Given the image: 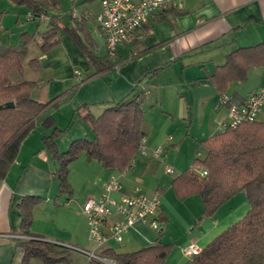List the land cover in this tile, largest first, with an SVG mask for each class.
<instances>
[{
	"label": "crops",
	"instance_id": "0c3cea01",
	"mask_svg": "<svg viewBox=\"0 0 264 264\" xmlns=\"http://www.w3.org/2000/svg\"><path fill=\"white\" fill-rule=\"evenodd\" d=\"M87 1L89 3L84 9L80 10L84 4L74 8L75 16L70 10L69 24L62 23L57 17L58 4L49 11L55 17L52 22L57 42L45 52L40 51L42 33L38 35L39 42L31 55L28 54L36 43L37 31L19 34L17 45L22 43L23 34L33 40L27 48L26 56L30 57L25 58L26 66L18 81L34 82L36 87L32 98L48 103V107L34 118V128L21 142L15 161L0 181V264L20 263L22 252L16 245L22 239L17 236L43 240L65 249L67 262L59 264H88V258L81 251L96 254L103 249L134 252L154 244L158 239L162 244L171 245L163 264H185L190 258L183 256L184 247L196 244L203 248L238 221L249 206L245 192L241 191L221 205L212 216L200 219L203 205L199 196L178 200L171 188L172 180L170 183L167 179L158 180L155 185L149 181L146 190L140 187L139 174L149 164L154 165L153 161L165 158L167 148L176 145L171 136L165 138L164 125L161 124H167L168 120L159 112L155 114V109L157 105H168L162 113L186 122L183 143L177 144L176 150L184 154V145L185 156L193 158V161L196 155L199 156V144L221 132L227 121V108L216 106L219 93L211 85L209 76L217 66L225 64L231 52L264 43V0H183L180 9L156 11L140 29L143 38L139 42L117 47L119 64L111 71L94 76L91 64L72 37L63 30L64 26H72L73 19L78 24L86 19V24L81 25L84 31L76 28V35L94 55H105L104 38L95 20L101 11L99 0H96L97 9L89 7L94 0H84L85 3ZM45 30L46 27L43 32ZM33 59L37 60L38 70L29 65ZM75 72H79L80 76ZM140 81L141 84L136 87ZM261 86H264V65H257L248 70L244 81L229 83L223 94L231 100V104L239 105ZM142 88L145 89L144 103L150 104L148 112L142 105L144 117L141 123L149 154L141 155L142 159L138 161L135 157L131 166L123 172L105 171L99 163L77 159L70 164L72 196L68 199L59 196L52 180L54 162L49 151L43 148L42 138L49 131L42 129V122L46 118L53 119L56 128L61 131L55 136L56 145L64 150L72 140L91 134L83 118L84 112L97 117L106 108ZM164 91L165 96L168 93L171 97V103L167 104L164 100ZM148 113L154 114L148 116ZM262 119L264 108L257 121L264 122ZM72 121L76 123L68 132ZM156 147L163 149L158 159L150 154ZM74 171L76 175H73ZM109 181L121 184L125 191L131 193L148 196L156 191L160 193V238L148 224L137 223L123 235L120 243L109 240L101 250H95L88 240V222L81 207L88 199H99L105 183ZM170 190L173 196L169 194ZM75 191L79 197L81 194L86 197L77 204H80L77 208L73 198ZM25 196L41 198L33 206L27 232L22 231V216L18 207ZM56 200L64 203L57 205ZM32 264L39 262L33 261Z\"/></svg>",
	"mask_w": 264,
	"mask_h": 264
},
{
	"label": "trees",
	"instance_id": "16d2710c",
	"mask_svg": "<svg viewBox=\"0 0 264 264\" xmlns=\"http://www.w3.org/2000/svg\"><path fill=\"white\" fill-rule=\"evenodd\" d=\"M7 1L24 7L27 14L31 15L29 21L40 23L42 17H48L46 30L41 34V52L56 44L52 22L55 17L49 11L58 4L57 0ZM85 21L83 19L78 24L73 19L72 26H64L63 30L72 37L91 64L93 76L113 70L120 62L118 51L114 56L108 52L104 56H96L76 35V28L84 31L81 25H85ZM142 26L130 41L123 44L139 42L143 38L140 32ZM22 37L19 45H0V181L15 161L21 142L34 128V118L48 107V103L32 98V91L36 87L34 82L24 79L13 83L9 81L13 73L21 78L23 75L27 48L33 38L24 34ZM29 65L35 70L39 68L36 59L29 61ZM257 65H264V43L231 52L225 64L214 69L209 81L219 95H224L229 83L244 81L248 70ZM139 84L141 81L136 87ZM144 90H136L130 97L106 108L97 117L88 111L84 112L83 118L90 127L91 137L74 139L64 150L56 145L55 136L61 131L56 128L53 119L46 118L42 122V129L49 131L42 138L43 148L49 151L54 162L52 180L59 196H64V199L72 196L70 164L77 159L99 163L105 171L110 172H123L131 166L144 136L141 131ZM8 103H13V107H3ZM229 103H232L231 100ZM199 148L203 149V155H196L191 165L171 181L177 199L183 201L194 195L199 196L203 205L200 219L212 216L221 205L241 191L246 194L249 208L238 221L215 236L185 264H264V122L255 120L233 129L226 128L202 141ZM202 169L206 171V176H200L199 171ZM40 199L37 196H25L20 200L18 207L22 216V231L27 232L32 221L33 206ZM55 202L57 205L64 203ZM161 231L157 232L158 238L161 237ZM16 247L22 252L19 264H32L33 261L39 264L67 262V251L50 242L35 238L22 239ZM170 248V244H162L158 239L154 244L134 252L103 249L100 255L116 264H163ZM88 264L103 263L91 259Z\"/></svg>",
	"mask_w": 264,
	"mask_h": 264
},
{
	"label": "built area",
	"instance_id": "2783aa9c",
	"mask_svg": "<svg viewBox=\"0 0 264 264\" xmlns=\"http://www.w3.org/2000/svg\"><path fill=\"white\" fill-rule=\"evenodd\" d=\"M99 3L101 11L95 20L104 38L106 51L114 56L117 47L130 41L137 29L154 12L180 9L183 0H99ZM72 14L76 15L74 8H72ZM27 19H31L29 13ZM41 20L46 22L48 17H42ZM75 74L80 76L79 72ZM216 106L227 108V121L221 127V131L253 122L257 120L264 108V86L251 92L241 105L231 104L226 95H219ZM162 151V147H157L150 154L158 159ZM138 153L143 156L149 154L144 136L140 140ZM164 171L167 174L174 173L173 168L169 166H165ZM199 174L200 176L207 175L203 169L199 171ZM159 206L160 193L158 191L148 196L127 192L121 184L106 182L100 198L88 199L81 207V212L86 217L89 226L88 240L95 250H101L109 240L120 243L123 235L137 223L148 224L153 231L159 232L161 230L158 219ZM114 218L115 221H112ZM17 238L27 239L22 236H17ZM200 250L201 248L196 244H190L182 249V254L186 258H191ZM81 252L88 258V261L95 259L103 264H116L95 252Z\"/></svg>",
	"mask_w": 264,
	"mask_h": 264
},
{
	"label": "rangeland",
	"instance_id": "374dc122",
	"mask_svg": "<svg viewBox=\"0 0 264 264\" xmlns=\"http://www.w3.org/2000/svg\"><path fill=\"white\" fill-rule=\"evenodd\" d=\"M88 3H89L88 1L85 3L84 0H58V7L56 9L57 17L60 18L62 23L69 24L70 10L72 8L78 9L77 8L78 6L81 7V5L84 4V6L80 8V10H82L85 7H87L86 5ZM97 5H98L97 1L94 0L89 7H91L92 9H97ZM45 27H46L45 22H40L38 24L36 22L29 21L27 19V12L24 7L13 4L7 0H0V45L1 46L17 45L19 41V34L21 32L28 31L29 33L33 34L35 31H37L38 34L36 36V43H34V45L31 46L29 54H28V55H31L35 51L37 42H39L38 35L43 32ZM164 28H166V26H164ZM159 29H161V27H159ZM29 57L30 56H26V59H28ZM25 64H26V61H24V66H26ZM9 81L10 83L18 81V75L16 73L11 74L9 76ZM165 92L166 91L163 92L164 100L167 101V104L171 103L172 101L171 97L168 95V93H167V96H165ZM163 106L167 107L168 105H163ZM143 107L145 110H147V112L150 110V104L148 105L147 103H144ZM164 107L157 105L155 109V114L158 115V112H159L160 114H163L162 116L167 118L168 120L167 124H161V126L164 125L162 126L164 129L163 133H164L165 138L167 136H171L173 138V143H176V145L174 147L167 148L168 150L166 151V157L163 159L161 158L162 161H160L161 159L159 161L157 160L153 161L154 165L152 163L149 164L150 166L142 174H139L140 175L139 181L141 183L140 187L143 188L144 190H146V186H147L146 184H148L149 181H151V184L155 185L154 183L157 182L158 180L164 181L165 179H167V181H169L168 183H170L173 177L183 172L184 169H186L190 165L193 159V158L188 159L187 156H185L186 147L184 145L182 147V152L184 154L177 153V150H176L177 149L176 146L177 144L181 143L183 135L187 128L185 124L186 122L182 120L178 121L175 118L168 117L166 113H162L164 110ZM148 114H150L148 116H153L154 113H148ZM75 123L76 121H72L71 127L69 128L68 132L71 129H73V126ZM89 137H91V134L89 135ZM186 140L188 139L186 138ZM198 151H199V156L201 157L204 151L202 148H199ZM140 156L141 155L138 153L136 155L135 160L136 161L141 160L142 158ZM172 160H174L175 163ZM165 166H169L173 168L174 173L173 174L165 173L164 171ZM73 175H76V171H74ZM89 177L92 178L91 171H89ZM169 194L173 196V191L170 190ZM81 195L82 196L80 197L78 196V194L76 195V191L73 195V198L76 199V208L80 206V204L79 205L77 204L79 202L84 201L85 200L84 198H86L84 197V194H81ZM186 214L187 216H190V213H186ZM185 222L187 223L186 220ZM88 232H89V226H88Z\"/></svg>",
	"mask_w": 264,
	"mask_h": 264
},
{
	"label": "water",
	"instance_id": "95a60500",
	"mask_svg": "<svg viewBox=\"0 0 264 264\" xmlns=\"http://www.w3.org/2000/svg\"><path fill=\"white\" fill-rule=\"evenodd\" d=\"M3 107H13V103H8V104H6L5 106H3Z\"/></svg>",
	"mask_w": 264,
	"mask_h": 264
}]
</instances>
